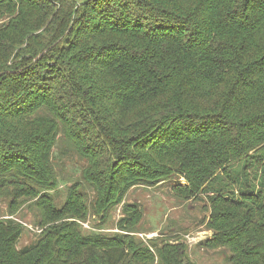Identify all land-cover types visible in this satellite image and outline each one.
I'll use <instances>...</instances> for the list:
<instances>
[{
    "label": "trees",
    "instance_id": "obj_1",
    "mask_svg": "<svg viewBox=\"0 0 264 264\" xmlns=\"http://www.w3.org/2000/svg\"><path fill=\"white\" fill-rule=\"evenodd\" d=\"M60 135L85 165L57 207ZM171 174L208 200L205 248L264 264V0H0V190L35 198L41 230L18 247L0 219V264H194L77 222Z\"/></svg>",
    "mask_w": 264,
    "mask_h": 264
},
{
    "label": "rangeland",
    "instance_id": "obj_2",
    "mask_svg": "<svg viewBox=\"0 0 264 264\" xmlns=\"http://www.w3.org/2000/svg\"><path fill=\"white\" fill-rule=\"evenodd\" d=\"M52 161L59 179H66L52 192L55 205L63 206L67 199V188L79 180L85 160L75 148L59 136L53 150ZM184 183L183 177L171 174L153 186H133L126 192L120 203L115 205L106 218L89 212L85 219L77 220L84 234L112 236L128 233L138 245L148 247L154 252L164 243L183 244L188 259L194 264H227L226 248L207 249L202 242L211 237L213 229L208 226V200L200 195L197 199H186L172 190L177 181ZM81 192H85L87 203L94 197L92 186L83 182ZM6 188L0 190V219H12L23 226L18 247L31 243L41 231L37 224L39 217L34 199L22 197L10 206L12 195ZM127 205V206H126ZM127 207L128 214L124 207ZM127 216V217H126ZM132 222L131 227L123 231L118 227L122 218ZM151 264H160L155 260Z\"/></svg>",
    "mask_w": 264,
    "mask_h": 264
}]
</instances>
